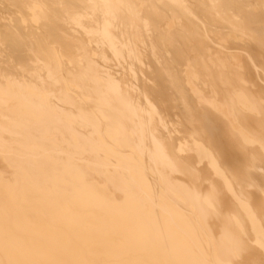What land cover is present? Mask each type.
Masks as SVG:
<instances>
[{"label":"bare ground","instance_id":"1","mask_svg":"<svg viewBox=\"0 0 264 264\" xmlns=\"http://www.w3.org/2000/svg\"><path fill=\"white\" fill-rule=\"evenodd\" d=\"M0 264H264V0H0Z\"/></svg>","mask_w":264,"mask_h":264}]
</instances>
